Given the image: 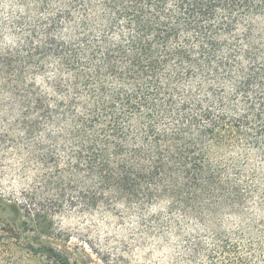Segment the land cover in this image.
Segmentation results:
<instances>
[{"label":"trees","instance_id":"trees-1","mask_svg":"<svg viewBox=\"0 0 264 264\" xmlns=\"http://www.w3.org/2000/svg\"><path fill=\"white\" fill-rule=\"evenodd\" d=\"M15 1L2 141L19 135L21 160L63 192L52 205L167 200L212 229L193 258L264 264V0ZM6 202L39 229L37 194ZM0 264L72 263L8 227Z\"/></svg>","mask_w":264,"mask_h":264},{"label":"rangeland","instance_id":"rangeland-1","mask_svg":"<svg viewBox=\"0 0 264 264\" xmlns=\"http://www.w3.org/2000/svg\"><path fill=\"white\" fill-rule=\"evenodd\" d=\"M23 11L15 0H0V29ZM18 42L16 36L0 33V52L5 54ZM13 86L9 67L0 69V228L14 227L23 244L52 247L72 264H209L202 256L193 258L191 250L194 239L210 240L212 229L171 208L167 200L151 205L122 200L111 207L56 209L52 200L61 199L63 192L39 175L35 161L21 160L19 135L8 138L7 146L3 144L8 109L15 105L10 95H15ZM24 191L37 194L41 201L44 217L38 230L27 229L26 219L6 205L7 200L21 198ZM67 192L77 196L75 190ZM233 226L230 219L223 224L224 230L233 231Z\"/></svg>","mask_w":264,"mask_h":264}]
</instances>
